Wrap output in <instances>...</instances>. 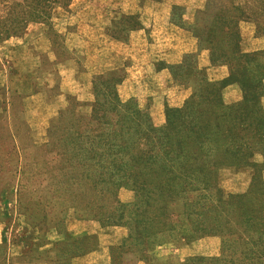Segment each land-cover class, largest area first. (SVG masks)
<instances>
[{
    "label": "rangeland",
    "instance_id": "obj_1",
    "mask_svg": "<svg viewBox=\"0 0 264 264\" xmlns=\"http://www.w3.org/2000/svg\"><path fill=\"white\" fill-rule=\"evenodd\" d=\"M1 24L15 30L0 43V264H65L74 256L82 264H109L110 249L115 264H128L129 258L130 264H167L191 255L221 257L222 236L212 232L188 244L154 240L137 254L125 247L120 252L115 245L126 236L124 219L107 222L93 215L115 214L114 199L83 182L80 170L90 168L80 165L76 154L65 160L56 142L47 143L48 133L64 122L70 132H86L79 119L87 118L91 104L119 100L138 109L140 128L169 129L172 120L173 130L182 129L184 142L196 149L202 137L194 133L211 132L217 123L224 137L215 146L225 152L215 161L206 192L240 199L238 209L253 210L254 264H264V91L242 101L239 89L229 84L221 89V101L236 106L225 108L213 97L184 104L201 75L184 67L190 62L208 80L222 79L228 67L211 64L208 51L226 54L233 44L253 60L232 58V68L245 82L252 78L253 85L264 88V0H0ZM254 38L260 47L243 50L241 42ZM136 48L153 51L156 59L136 55ZM159 54L167 60L157 59ZM205 56L208 65L203 66ZM162 69L165 80L154 74ZM127 73L134 86L152 92L148 104L133 96L123 99L127 93L120 87ZM178 74L184 81L174 79ZM128 87L127 92L129 81ZM187 111L195 115L192 125ZM140 145L150 148L151 143ZM93 155L85 162L96 161ZM174 173L164 168L161 176L172 186ZM116 196L125 203L132 192L120 187ZM209 217L216 222L217 212Z\"/></svg>",
    "mask_w": 264,
    "mask_h": 264
},
{
    "label": "trees",
    "instance_id": "obj_2",
    "mask_svg": "<svg viewBox=\"0 0 264 264\" xmlns=\"http://www.w3.org/2000/svg\"><path fill=\"white\" fill-rule=\"evenodd\" d=\"M221 7L222 5H219L218 9ZM227 24H230V21ZM12 27L0 25V43L14 32L15 28L11 29ZM231 33L234 35V32H229L228 35ZM233 45L229 46L226 54L222 51L215 54L213 49L208 51L211 64L227 65V75L222 79L208 80L202 70L195 65L190 67V62L184 67L188 70L194 68L192 71L196 74L201 73L194 78V87L191 84V92L184 104L194 97L198 102L213 97V100H218L225 108L236 106L237 103L224 105L221 101V89L229 84L239 89L242 101L248 95L254 97L262 94V85H253L252 78H247L250 83L245 82L243 74L232 68V58L241 60L242 63L253 60L251 54L238 52L236 45ZM232 54L234 57L230 56ZM194 61L195 59L192 63ZM248 76H252L251 72L247 73ZM193 77L191 75V79ZM184 78L181 74L174 77L178 81H184ZM90 108L87 118L79 119L82 121L80 127L86 128V132H70L64 122L60 130L54 128L49 131L47 143L56 142L58 147L62 148L61 153L65 160H72L74 154L78 155L80 165L90 168V171L87 168L80 170V176L83 177L81 180L91 182L94 185V188L91 186L93 190L97 187L96 192L108 193L114 199L115 206L111 207L116 208L115 214L107 212L104 217L103 213L99 216L93 215L107 222L124 219L126 236L121 244L115 245L120 252L125 247L128 253L137 254L154 240L158 245L173 241L188 244L197 236L212 232L222 236V245L219 246L221 257L191 255L177 263L168 261L167 264H254L258 261V256L251 247L257 242L254 229L256 216L253 210L238 209L237 205L242 201L240 199L206 192L211 174L216 169L215 161L217 158L222 159V152H225V149L215 146V141L224 137L217 131L216 122L213 123L211 132L194 133V137H202L196 149L184 142L185 139L180 136L184 135L180 134L182 129L173 130L172 120L170 123L167 121L169 129L140 128L137 121L140 119L137 115L138 109L126 105V100H119L111 105L95 101ZM187 113V122L189 125L194 124L195 115L189 111ZM203 113L202 109L196 114L199 117V114ZM222 113V110H219L218 115H223ZM166 119L165 117V122ZM201 128L204 129V126ZM57 130L60 132L57 133ZM51 131L56 135H51ZM175 135L179 136L174 138V141ZM185 136L187 138V135ZM143 141L150 142V148L140 145ZM74 149L79 150L74 152ZM90 152L96 157V161L91 164L85 162L89 159ZM150 165H153V168H150ZM164 168L168 173L175 172L170 179L172 186L168 179L161 176ZM144 169L150 170V178L146 177ZM120 187H127L132 192L129 202L122 203L116 198ZM88 202L91 211L94 201L90 199ZM88 202L84 201L83 204ZM212 212H217L216 222L214 219L209 221ZM109 254V264H115L111 249ZM132 261L133 259L129 258L126 262L130 264Z\"/></svg>",
    "mask_w": 264,
    "mask_h": 264
},
{
    "label": "crops",
    "instance_id": "obj_3",
    "mask_svg": "<svg viewBox=\"0 0 264 264\" xmlns=\"http://www.w3.org/2000/svg\"><path fill=\"white\" fill-rule=\"evenodd\" d=\"M148 47V49H150V46L148 45V46H146L145 48H147ZM241 47H242V49L243 50H245V51H247V50H253V49H257V48H259L260 47V42H259V40H256L255 38L254 39H252V40H247V41H243V42H241ZM136 51H135V53H136V55H138V56H142V57H145L146 55H148L149 56V58H151V59H156V58H154L153 56H152V53H153V51L152 52H148L147 50H139L138 48H136L135 49ZM137 51L138 52H142V53H138L137 54ZM170 51V50H169ZM173 51V50H172ZM142 54V55H141ZM159 56H160V58H157V59H164V60H167V57L168 56H163V57H161V54H159ZM202 65L203 66H206V65H208V61H207V57L205 56L204 57V60H202ZM146 68L149 66L147 63H146ZM149 69H151V66H149ZM148 69V70H149ZM136 73V72H135ZM157 73H160L161 74V76H159L160 78L162 77V78H164V80H165V78H167V76H168V74H167V72L164 70V69H162L161 71H158V72H155L154 74H156L157 75ZM131 76H134L135 78H137L138 79V76L139 75H136V74H134V75H131ZM144 77V76H143ZM130 75H129V73H127V76H126V80L125 81H127V83L126 82H124L123 83V86L122 87H120V90L122 91H124V93H127L125 96H123V99H125V98H127V97H130V96H133V97H136L141 103H139L140 105H142V103H143V105H146V104H148L149 102H150V98H153V97H150V95L152 94V92H149L148 90H147V92H146V88L144 89V86L143 85H140V88L139 87H137V86H134V84H132V82H130V81H133V80H130ZM145 78H146V76H145ZM144 78V79H145ZM128 81H129V83H130V90H129V92H127V90H125V89H129V87L128 88H126L127 87V84H128ZM126 83V84H125ZM152 85V84H151ZM234 85H230V86H227V87H233ZM236 88V87H235ZM237 89V88H236ZM145 92H144V91ZM237 92H236V94L238 93V90H236ZM142 93H144V94H142ZM140 95H142V96H140ZM237 97H239V95H237L236 96V98ZM144 100V102H142ZM65 264H82V258L81 257H79V256H74V257H72V258H69V259H67L65 262H64Z\"/></svg>",
    "mask_w": 264,
    "mask_h": 264
}]
</instances>
